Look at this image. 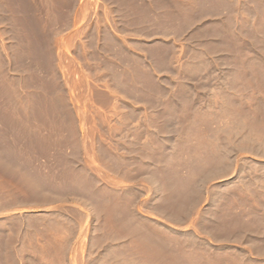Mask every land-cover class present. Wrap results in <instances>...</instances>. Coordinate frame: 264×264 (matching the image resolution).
I'll return each instance as SVG.
<instances>
[{
    "label": "rangeland",
    "instance_id": "obj_1",
    "mask_svg": "<svg viewBox=\"0 0 264 264\" xmlns=\"http://www.w3.org/2000/svg\"><path fill=\"white\" fill-rule=\"evenodd\" d=\"M157 82H193V105ZM252 147L264 0H0V264H146L154 196L219 187L231 157L262 174Z\"/></svg>",
    "mask_w": 264,
    "mask_h": 264
},
{
    "label": "crops",
    "instance_id": "obj_2",
    "mask_svg": "<svg viewBox=\"0 0 264 264\" xmlns=\"http://www.w3.org/2000/svg\"><path fill=\"white\" fill-rule=\"evenodd\" d=\"M155 74L162 78L167 72ZM167 87L176 105L182 90L187 92L186 105H193V82L153 84L155 91H166ZM157 97L162 100L168 95ZM128 103L132 107H143L139 99H128ZM170 119L187 124L205 122L203 116L194 115H185L184 120H175L173 116ZM122 121H127L124 116ZM200 128L197 137L209 138V132L204 131L203 126ZM182 134L185 138L193 137L188 127ZM238 153L236 150L228 152L231 156ZM248 153L264 161V147H252ZM229 160L231 164L227 166L225 179L232 178L219 187H210L203 179L181 180V191L186 194L169 195L167 206L161 208L156 204L159 197L154 196L147 210L158 214L165 225L160 226L159 238L139 244L146 264H264V172L241 178L242 164L233 157ZM252 165L264 171V163Z\"/></svg>",
    "mask_w": 264,
    "mask_h": 264
}]
</instances>
